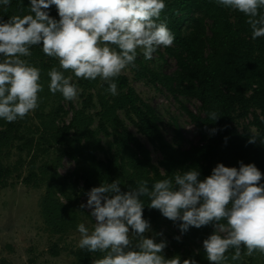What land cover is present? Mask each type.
I'll list each match as a JSON object with an SVG mask.
<instances>
[{
    "label": "trees",
    "instance_id": "trees-1",
    "mask_svg": "<svg viewBox=\"0 0 264 264\" xmlns=\"http://www.w3.org/2000/svg\"><path fill=\"white\" fill-rule=\"evenodd\" d=\"M165 2L167 7L161 14V20L167 22L175 39L171 46H161L163 50L158 52L161 58L167 55L174 59L175 69L167 72L148 68L144 65L143 55L137 56V66L133 68L138 74H147L151 81L157 82L172 95L194 97L200 102L198 112L184 106L199 135L198 142L183 146L184 137L174 120V139L168 140L161 128L160 114L152 104L139 96L123 74L115 80L118 95L113 96L107 91V82L99 78L77 79L73 73L65 72L66 76L72 75V82L82 89L80 94L83 99L80 107L71 106L73 113L68 122L55 124V118L63 112L61 101L64 98L59 92H50L48 72L53 67L63 70L59 68L58 59L43 53L41 43L30 49L32 55L27 57V61L41 70L43 91L39 94L40 105L49 100L54 101L52 115L40 129L39 138L25 136L20 129L22 119L11 123L0 119V156L15 141H23L20 142L22 144H17L18 151H32L35 148L37 152L42 147L53 145L52 143L65 145L68 149L63 152L76 164L72 176L76 181L80 178L83 180L82 193L116 180L123 192L136 188L139 180H148L151 187L156 181L173 179L176 174L182 175L189 170L199 171V178L203 180L220 163L236 168L241 166V162L245 165L255 164L264 174V121L261 120L264 116V37L253 39L252 30L246 23L247 17L237 10L217 4L216 0ZM47 11L53 18L60 19L55 5ZM27 14H32L30 0H11L6 10L0 6V21L3 22L13 15ZM187 20L189 24L184 26ZM94 98L98 109L91 114L89 107ZM69 104L71 105V101ZM120 110L137 132L159 151L161 158L157 164L153 163L150 150L121 118ZM250 110V123L241 129L237 128L235 120L248 116ZM211 111L220 115L216 122L209 119ZM94 116H97L95 127ZM251 125L259 135L254 143H249L253 135ZM213 128L217 129L215 133L211 131ZM100 134L110 137L106 147L102 144ZM42 143L46 146H41ZM98 150L103 153V159L97 157ZM10 171V167L3 166L0 162V180ZM54 175L57 177L56 171ZM34 176L35 173L31 170L23 180L31 183ZM259 183L264 184V175ZM55 185L67 198L65 204L59 202L58 198L56 202L70 214L76 199L72 204L73 194H67L65 187L60 184ZM52 188V185L49 186L43 197L44 206L52 199ZM142 199L145 203L143 216L150 221V225H158L163 221L175 225L177 233L168 238L174 255H182V262L187 259L194 260L197 264H211L203 241L214 234V224L201 228L190 227L186 233H182L179 227L182 221L165 218L159 210L149 207L148 198ZM221 223L226 224V221ZM178 236L179 240L176 239ZM196 240L200 242L199 249H189L190 243ZM232 251L228 253V264H258L260 255L263 256L261 263L264 264V254L259 252L231 261ZM72 253L76 264H91L93 255L97 257L101 254L79 247Z\"/></svg>",
    "mask_w": 264,
    "mask_h": 264
},
{
    "label": "clouds",
    "instance_id": "clouds-1",
    "mask_svg": "<svg viewBox=\"0 0 264 264\" xmlns=\"http://www.w3.org/2000/svg\"><path fill=\"white\" fill-rule=\"evenodd\" d=\"M216 2L243 13L253 39L264 37V0ZM10 4L11 0H0L5 10ZM53 5L59 20L47 11ZM166 7L165 0H30L32 14L0 21V119L11 123L39 107L41 70L24 58L41 43L43 53L58 59L63 70L53 67L48 72L52 94L59 92L67 101L77 99L82 89L72 82L71 75H65L71 72L77 79L99 78L108 83L109 93L118 95L115 80L129 66H137L138 49L145 60H151L159 47L173 44L175 36L161 20ZM219 117L216 111L209 113L213 122ZM252 133L249 143L259 136ZM262 175L255 164L241 162L236 168L220 163L203 180L199 171L189 170L151 187L148 180H139L137 187L127 192L121 190L118 180L93 187L80 207L91 209L96 223L91 232L85 224L78 225V247L105 253L95 264H197L187 259L181 262L179 257L166 259V241L145 236L151 227L143 216L142 198L146 197L150 208L167 219L182 221V233L190 227L214 224V234L203 241L211 264H228L230 250L231 261L264 254Z\"/></svg>",
    "mask_w": 264,
    "mask_h": 264
},
{
    "label": "rangeland",
    "instance_id": "rangeland-1",
    "mask_svg": "<svg viewBox=\"0 0 264 264\" xmlns=\"http://www.w3.org/2000/svg\"><path fill=\"white\" fill-rule=\"evenodd\" d=\"M187 24H189L188 20L185 21L184 26ZM162 50V47H159L153 53L151 60H145L143 57L144 65L148 68L172 72L175 69V61L167 55H164V58L159 57L158 51ZM138 52L137 56L142 57V50L138 49ZM0 59H3L2 55H0ZM24 59L27 60V57ZM138 73L129 66L122 74L127 76L139 96L152 104L160 114V124L166 138L174 139L172 122L174 120L184 137L183 146H188L191 142H198L199 135L184 106L198 112L200 102L194 97L174 96L157 82L151 81L147 74ZM82 99L79 94L75 101H71V105L69 101L62 99L63 112L55 118V124L61 125L68 122L73 113L71 106L80 107ZM91 105L89 111L94 114L98 109L95 98ZM54 106L55 102L52 100L42 106L39 104L36 110L22 119L20 129L27 138L40 137L39 131L43 124L49 120ZM119 114L130 131L150 150L152 161L157 164L161 158L159 151L137 132L123 111L120 110ZM251 117L250 110L248 116L236 119L237 128L241 129L244 125L249 124ZM96 121L97 116H94L93 127H95ZM250 128L252 131H256L254 126L251 125ZM100 137L102 144L106 147L110 137L103 134H100ZM20 142L23 141H15L8 151L0 156L1 164L11 168L10 173L4 175L0 180V264H76L72 252L78 248L81 239L78 225L85 224L91 232L96 223L95 218L90 215L91 209H81L80 207L81 204H86L91 189L85 193L81 192L83 180L80 178L76 181L72 176L76 164L68 154L63 152L68 149L65 145L52 143L53 145L42 147L37 152H35V148H32V151H18L16 146ZM41 146L46 145L42 143ZM96 155L100 159L104 158L103 153L99 150ZM31 170L34 171L35 176L31 183H25L23 178ZM55 171L58 174L57 177L54 175ZM56 183L65 187L67 194H73L72 204L76 199V204L72 206L70 214L56 202V198H58L59 202L67 203L66 196L56 188ZM51 185L53 186L52 199L47 206H44L42 200ZM161 233L162 235H160ZM176 233L177 229L174 224L163 221L158 225H151L145 236L155 238L157 242L166 241V247L163 250L164 257L166 259L179 257L182 262L183 256L174 255L168 242V238ZM199 246L200 242L196 240L191 242L188 248L197 251ZM104 255L105 253H101L97 257L93 255L91 264H95V261L102 259ZM261 258H263L262 255L258 257V264H263Z\"/></svg>",
    "mask_w": 264,
    "mask_h": 264
}]
</instances>
